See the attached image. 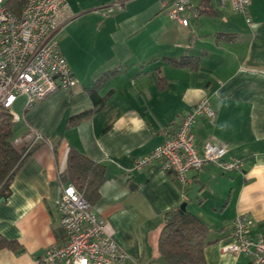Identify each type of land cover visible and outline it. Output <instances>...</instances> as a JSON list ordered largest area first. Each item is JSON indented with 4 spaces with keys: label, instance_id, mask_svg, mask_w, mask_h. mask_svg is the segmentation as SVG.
Here are the masks:
<instances>
[{
    "label": "crops",
    "instance_id": "1",
    "mask_svg": "<svg viewBox=\"0 0 264 264\" xmlns=\"http://www.w3.org/2000/svg\"><path fill=\"white\" fill-rule=\"evenodd\" d=\"M66 4L69 16L56 39L77 85L27 110L23 96L12 105L23 99L20 115L10 110L16 117L13 139L33 128L46 141L22 160L0 201V236L18 246L0 249V264H44L46 248L64 240L57 200L70 184L60 178L70 152L104 169L91 206L130 255L126 264H165L158 252L164 214L184 202L207 228L206 264H252L248 256L221 248L231 242V223L239 214L252 219L253 238L264 237V0L249 1L250 22L227 0H190L187 26L168 17L171 0ZM182 59L190 63L179 65ZM202 99L218 117L214 125L197 117L195 145H225L226 158L244 159L242 171L205 164L189 172L184 190L159 162L131 169ZM194 184L201 188L189 200Z\"/></svg>",
    "mask_w": 264,
    "mask_h": 264
},
{
    "label": "built area",
    "instance_id": "2",
    "mask_svg": "<svg viewBox=\"0 0 264 264\" xmlns=\"http://www.w3.org/2000/svg\"><path fill=\"white\" fill-rule=\"evenodd\" d=\"M231 9L250 22V0H227ZM0 0V108L11 110L19 96L25 98L24 110L34 102L59 89H70L77 80L63 56L56 33L68 19L66 0H26L20 14L13 13ZM190 0H171L168 17L187 26L185 11ZM194 16L197 15L195 12ZM198 116L210 125L218 113L209 100L202 99L177 117L172 134L163 144L133 160V170L159 162L160 169L171 173L185 190L189 172L213 164L223 172L242 171L243 158H226L227 147L210 140L201 147L194 143L193 127ZM16 119V117H13ZM46 138L33 128L13 140L23 148L20 160ZM186 194V193H184ZM59 224L64 240L49 245L41 262L53 264H126L130 255L105 231V223L74 185H64L57 200ZM253 221L237 215L231 223V242L221 248L224 253L245 255L252 264H264V237L250 235Z\"/></svg>",
    "mask_w": 264,
    "mask_h": 264
},
{
    "label": "trees",
    "instance_id": "3",
    "mask_svg": "<svg viewBox=\"0 0 264 264\" xmlns=\"http://www.w3.org/2000/svg\"><path fill=\"white\" fill-rule=\"evenodd\" d=\"M26 0H6V6L15 14H20ZM187 59L178 62L179 65H188ZM92 97L101 104L96 91ZM13 116L10 110L0 108V198L7 197L9 186L21 164L23 148L13 144ZM61 181L74 185L82 191L83 197L92 205L98 197V190L102 185L104 169L94 164L86 157L70 152L65 171L60 175ZM186 193V191H185ZM163 226L158 241V252L165 264H206L204 247L206 245L207 228L200 218L188 211L180 213L178 209L164 214ZM10 248L17 250L13 241L0 236V249Z\"/></svg>",
    "mask_w": 264,
    "mask_h": 264
},
{
    "label": "water",
    "instance_id": "4",
    "mask_svg": "<svg viewBox=\"0 0 264 264\" xmlns=\"http://www.w3.org/2000/svg\"><path fill=\"white\" fill-rule=\"evenodd\" d=\"M201 188V186L200 185H198V184H194L193 186H192V188H191V190L189 191V193H188V199L189 200H191V199H193L195 196H196V194L198 193V191H199V189ZM4 200V198H1L0 199V201H3ZM186 203L184 202V203H182L180 206H179V208H178V211L180 212V213H183L184 211H186Z\"/></svg>",
    "mask_w": 264,
    "mask_h": 264
},
{
    "label": "rangeland",
    "instance_id": "5",
    "mask_svg": "<svg viewBox=\"0 0 264 264\" xmlns=\"http://www.w3.org/2000/svg\"><path fill=\"white\" fill-rule=\"evenodd\" d=\"M23 102V99H18L17 102L15 103V105L12 108V113L13 115H20L22 108H21V103ZM23 109H24V103H23Z\"/></svg>",
    "mask_w": 264,
    "mask_h": 264
}]
</instances>
